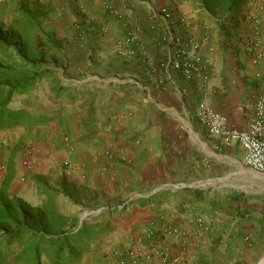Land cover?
<instances>
[{"label":"crops","instance_id":"1","mask_svg":"<svg viewBox=\"0 0 264 264\" xmlns=\"http://www.w3.org/2000/svg\"><path fill=\"white\" fill-rule=\"evenodd\" d=\"M20 2L44 6L56 31L73 36L63 76L79 89L99 86L100 131L90 144L78 142L90 98L77 101L82 104L73 121L55 117L34 130L0 131L22 130L0 148V183L9 158L10 189L22 196V183L33 188L31 174L54 175L69 160L80 167L64 169L68 179L77 181L83 172L82 182L104 178L111 189L131 193L125 201L132 202L118 217H107L109 232L80 264H255L264 255V185L244 165L238 141L226 144L201 128L197 105L205 93L230 123L246 126L264 91V0H248L232 18L209 12L198 0H0V22L7 23ZM105 2L118 12H107ZM162 7L170 12V26L157 15ZM79 16L105 24L107 32L75 35ZM132 34L140 43L128 42ZM255 35L260 42L249 52L246 42ZM179 48L200 55L205 82L163 65ZM89 74L95 78L85 81ZM36 88L12 106L27 107L26 96ZM178 182L197 186L171 188ZM231 193L240 198L232 200ZM170 225L178 231L165 233Z\"/></svg>","mask_w":264,"mask_h":264},{"label":"trees","instance_id":"2","mask_svg":"<svg viewBox=\"0 0 264 264\" xmlns=\"http://www.w3.org/2000/svg\"><path fill=\"white\" fill-rule=\"evenodd\" d=\"M198 1L209 12L232 18L248 0ZM49 21L44 6L20 2L11 19L0 22V131L17 127L30 131L58 117L60 111L55 115L35 114L27 107L12 106L14 98L45 82L49 93L59 100L58 110L62 105L90 98L78 139L88 145L100 131L96 105L99 86L92 83L79 89L77 83L63 80L61 75H66L69 64V38L59 34ZM73 165L70 162L64 166L72 169ZM6 169L0 183V264H80L82 256L109 232L110 221L102 218L103 213L80 221L78 215L62 212L58 203L65 199L75 207L91 206L100 200L101 192L96 187L77 184L64 173L60 177L33 173L29 180L37 199L29 200L10 189L14 177L12 158L8 159ZM190 194L184 192L187 199ZM230 198L238 200L240 195L231 193ZM130 201H123L114 210H124Z\"/></svg>","mask_w":264,"mask_h":264},{"label":"built area","instance_id":"3","mask_svg":"<svg viewBox=\"0 0 264 264\" xmlns=\"http://www.w3.org/2000/svg\"><path fill=\"white\" fill-rule=\"evenodd\" d=\"M103 8L111 14H116L118 12L110 2H105ZM157 15L162 18L164 23L169 26L171 25L169 22L170 12L166 7L159 9ZM81 17L82 16H79L78 20L73 24V28L78 33L84 34L97 31L99 34H105L107 32L105 24L98 25V23L91 18ZM170 36L172 42H179V37L174 36L173 33ZM128 42L134 43L135 45L140 43L136 34L130 35ZM259 42L260 40L257 35L249 38L246 42V49L252 52ZM191 43L194 48H197L198 41L196 39H192ZM177 45H179V43ZM163 65L180 71L187 78H197L205 82L209 77L200 55L195 52H187L181 48L177 49L175 54L171 57L166 58L163 61ZM197 117L201 128L209 135L220 137L226 144L233 140L238 141L245 151L243 159L244 165L251 172L264 179V91L256 98L253 111L244 127L230 123L225 114L219 112L209 104L205 93L198 102ZM63 164L68 166L70 161L64 160ZM73 166L79 168L80 163H75ZM170 186L177 190L192 188L197 185L190 182H178ZM87 215H89V211H85L80 217V221L85 219ZM196 221L200 224L202 223V218L198 217ZM164 231L165 233H173L177 232L178 228L170 225L164 229Z\"/></svg>","mask_w":264,"mask_h":264},{"label":"rangeland","instance_id":"4","mask_svg":"<svg viewBox=\"0 0 264 264\" xmlns=\"http://www.w3.org/2000/svg\"><path fill=\"white\" fill-rule=\"evenodd\" d=\"M49 22L51 24V21ZM72 37H69V38L71 39ZM61 76L65 82L72 81L71 79L69 80L63 75ZM90 78L92 79L93 76L89 74L86 76L85 81ZM58 103H59V100L55 99L52 96V94H50L49 91L47 90V86L45 82L40 83L37 86L35 91H32L29 95L26 96V100H25V104L27 108L35 114L54 113L55 115L57 111H60L56 115L58 116L57 117L58 119L62 120L64 117H66V119H69L71 117L72 121L75 118V113L80 110L81 104H82V102H77L76 106L75 105H69V106L62 105V109L58 110ZM13 129H16V128H13ZM9 131H12V129H9ZM19 131L20 132L15 131L16 133L0 134V140L1 141L3 140V142L0 143V148H6L9 145L8 144L9 138H11V140L13 141L14 134L16 135L15 137H18V135L22 133L21 129ZM63 137H64V141L67 142L66 137H68V135L64 133ZM64 169L65 171L67 170V168H65L63 164L58 165V167H56V170L54 171L53 176L60 177L62 173H64ZM79 179H76L77 181H75V179L71 181L77 184H80V185H85V186L89 185L90 187H96L101 192V195L99 198L100 200L99 201L95 200L94 204L91 206L82 205L81 207H75L71 203L67 202V200L59 199L58 203H59V206L62 212L67 213V214H76L79 216V218L85 213V211H89V215H87L86 218L94 217V216L100 215V213H103L102 218L106 220L108 219L107 217H118L120 215L118 213L119 210L118 209L114 210V209L122 206L123 201L128 199V196L131 195L130 192L122 191V190L116 191L115 189H111L112 187L110 188L108 185H106L104 178H103L104 180L102 179L96 182L88 183V180L87 181L85 180V182H82L81 180H84L83 172L79 173ZM255 179L257 180L258 184L264 185L263 178L259 177ZM21 187H23L21 189H24L25 191L26 198H28L29 200L37 199V193L33 189L31 190L30 187L24 188L23 183L21 184ZM135 194H141V193H135ZM133 195L134 194H132V196ZM109 207H111V210H113L112 213L110 212L111 210L110 211L107 210V208L109 209ZM255 260H256L255 264H259L262 260H264V255H260L256 257Z\"/></svg>","mask_w":264,"mask_h":264},{"label":"bare ground","instance_id":"5","mask_svg":"<svg viewBox=\"0 0 264 264\" xmlns=\"http://www.w3.org/2000/svg\"><path fill=\"white\" fill-rule=\"evenodd\" d=\"M259 264H264V260H262Z\"/></svg>","mask_w":264,"mask_h":264}]
</instances>
